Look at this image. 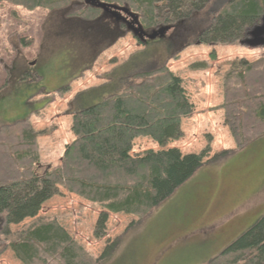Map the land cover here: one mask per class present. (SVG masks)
Instances as JSON below:
<instances>
[{
    "label": "rangeland",
    "instance_id": "1",
    "mask_svg": "<svg viewBox=\"0 0 264 264\" xmlns=\"http://www.w3.org/2000/svg\"><path fill=\"white\" fill-rule=\"evenodd\" d=\"M230 2L214 0L203 14L169 32L178 42L176 50L165 38L161 45H145L123 10L99 9L103 15L97 19H82L92 7L85 0H71L52 11L0 4V129L24 123L35 133L41 175L60 166L67 146L75 141L77 96L110 88L111 73L143 51L160 57V64L181 80L193 114L182 119L178 141L161 147L139 137L131 155L211 150L196 175L146 218L109 213L101 238L96 237V225L104 209L59 188L38 217L56 218L95 264H207L264 217V136L238 150L222 108L232 65L240 59H264V48L205 46L198 40ZM121 7L128 9L129 4ZM225 152V159L213 161ZM4 217L0 264H23L10 245L33 221L10 225Z\"/></svg>",
    "mask_w": 264,
    "mask_h": 264
},
{
    "label": "trees",
    "instance_id": "2",
    "mask_svg": "<svg viewBox=\"0 0 264 264\" xmlns=\"http://www.w3.org/2000/svg\"><path fill=\"white\" fill-rule=\"evenodd\" d=\"M103 1L130 8L144 30L158 32L153 42L161 45V30L172 32L186 25L214 0ZM70 2L0 0L28 11H52ZM124 4L129 8H122ZM88 8L82 19L93 21L102 15L99 9ZM263 17L264 0H231L198 40L205 46L239 43ZM170 36L169 48L176 50L178 42ZM160 61L143 51L111 73L110 88L78 95L72 126L75 141L67 146L61 165L43 175L38 172L35 133L24 123L0 129V216L10 225L33 221L10 245L23 264H95L56 218L38 217L59 188L104 209L96 225V237L101 238L109 213L146 218L209 158L210 148L198 155H183L178 149L131 155L139 137H149L161 147L178 141L183 136L182 119L193 114L181 80ZM222 108L238 150L264 136V59L253 63L240 59L232 65ZM207 264H264V217Z\"/></svg>",
    "mask_w": 264,
    "mask_h": 264
},
{
    "label": "water",
    "instance_id": "3",
    "mask_svg": "<svg viewBox=\"0 0 264 264\" xmlns=\"http://www.w3.org/2000/svg\"><path fill=\"white\" fill-rule=\"evenodd\" d=\"M85 2L86 4L91 5L93 8L100 9L105 13L109 12L110 9H113L116 11L123 10L125 13H128V15L132 17L134 23L138 26V31H139L138 36L140 39H143L144 38L143 36H145L147 39L151 41H154L156 39L158 32L153 31L152 34L149 35L138 22V18L132 15L128 10L121 9L114 5L104 4L100 2L99 0H85ZM114 16L117 17V19H121L116 14ZM168 31H170V29L161 30V37L162 38L165 37ZM240 44L243 46H247L251 49L264 48V17L262 18V21L259 25L251 29V31L248 34V38L240 41Z\"/></svg>",
    "mask_w": 264,
    "mask_h": 264
},
{
    "label": "flooded vegetation",
    "instance_id": "4",
    "mask_svg": "<svg viewBox=\"0 0 264 264\" xmlns=\"http://www.w3.org/2000/svg\"><path fill=\"white\" fill-rule=\"evenodd\" d=\"M108 14V13H107ZM122 19H119V21H121ZM125 24H126V22H125ZM131 26H129V28H130ZM107 32H108V34H109V32L111 33H113L114 32V30H108L107 29ZM144 38L143 39H141L143 42H145V45H148L149 43H150V41H147V39L145 38V36H143ZM167 40V39H166ZM171 41H172V39H170Z\"/></svg>",
    "mask_w": 264,
    "mask_h": 264
}]
</instances>
